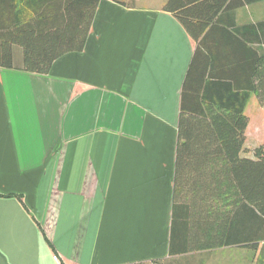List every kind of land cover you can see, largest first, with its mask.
<instances>
[{"label": "crops", "instance_id": "1", "mask_svg": "<svg viewBox=\"0 0 264 264\" xmlns=\"http://www.w3.org/2000/svg\"><path fill=\"white\" fill-rule=\"evenodd\" d=\"M151 1L101 0L85 48L49 74L0 66V264H57L55 254L195 264L212 250L169 255L181 89L197 41L167 0ZM241 8L223 28L264 20ZM225 29L215 36L224 54L235 44ZM251 31L240 37L264 54Z\"/></svg>", "mask_w": 264, "mask_h": 264}, {"label": "trees", "instance_id": "2", "mask_svg": "<svg viewBox=\"0 0 264 264\" xmlns=\"http://www.w3.org/2000/svg\"><path fill=\"white\" fill-rule=\"evenodd\" d=\"M136 1L115 0L125 7ZM259 1L164 5L197 41L181 89L170 256L228 246L258 250L264 243V145L256 157L244 155L247 101L256 93L264 104V54L240 37L256 30L255 39L264 42V20L235 31L219 20ZM100 2L0 0V66L49 74L59 57L85 48ZM221 29L235 40L225 54L215 37Z\"/></svg>", "mask_w": 264, "mask_h": 264}, {"label": "rangeland", "instance_id": "3", "mask_svg": "<svg viewBox=\"0 0 264 264\" xmlns=\"http://www.w3.org/2000/svg\"><path fill=\"white\" fill-rule=\"evenodd\" d=\"M151 0H140L141 6L151 5ZM251 11V12H250ZM240 12L247 13L248 16L264 15V0L249 4L240 9ZM246 113L249 115V125L246 131V144L244 153L252 157L257 156V151L264 145V104L255 96L246 107ZM194 255L195 264H199V258L205 261V264H250L255 263L257 258H264V243L260 248H242V247H218L206 253ZM191 254V253H189Z\"/></svg>", "mask_w": 264, "mask_h": 264}, {"label": "built area", "instance_id": "4", "mask_svg": "<svg viewBox=\"0 0 264 264\" xmlns=\"http://www.w3.org/2000/svg\"><path fill=\"white\" fill-rule=\"evenodd\" d=\"M53 259L55 260V262H56L57 264H62L61 259H60V257H59L57 254H55V255L53 256Z\"/></svg>", "mask_w": 264, "mask_h": 264}]
</instances>
